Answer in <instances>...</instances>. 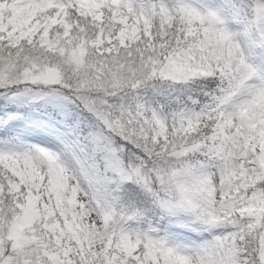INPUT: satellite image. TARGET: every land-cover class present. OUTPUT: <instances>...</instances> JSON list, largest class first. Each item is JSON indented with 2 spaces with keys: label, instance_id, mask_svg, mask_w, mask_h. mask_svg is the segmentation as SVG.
I'll list each match as a JSON object with an SVG mask.
<instances>
[{
  "label": "snow or ice",
  "instance_id": "snow-or-ice-1",
  "mask_svg": "<svg viewBox=\"0 0 264 264\" xmlns=\"http://www.w3.org/2000/svg\"><path fill=\"white\" fill-rule=\"evenodd\" d=\"M0 264H264V0H0Z\"/></svg>",
  "mask_w": 264,
  "mask_h": 264
},
{
  "label": "rangeland",
  "instance_id": "rangeland-1",
  "mask_svg": "<svg viewBox=\"0 0 264 264\" xmlns=\"http://www.w3.org/2000/svg\"><path fill=\"white\" fill-rule=\"evenodd\" d=\"M12 21L19 24L26 23L27 20L24 17V9H14L12 12Z\"/></svg>",
  "mask_w": 264,
  "mask_h": 264
}]
</instances>
